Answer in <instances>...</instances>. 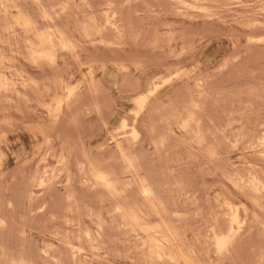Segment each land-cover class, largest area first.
Here are the masks:
<instances>
[{
	"label": "bare ground",
	"instance_id": "6f19581e",
	"mask_svg": "<svg viewBox=\"0 0 264 264\" xmlns=\"http://www.w3.org/2000/svg\"><path fill=\"white\" fill-rule=\"evenodd\" d=\"M112 1L106 0V3H101L99 0L98 2H93L92 0H0V264H77L79 263L80 258H88V256H91L90 258H102L103 260V258L105 259L107 256L109 257L111 247H114L117 242L120 244V241L122 244H124V242L125 244L131 243L129 248L133 249H131L132 258L129 255L130 251L128 252V244L126 246V251L128 252L127 256L129 259L131 258L133 260L134 258H145L149 264H239L240 258H246L245 260L247 261V264H249L248 261L252 263L254 262L253 264H264V111L262 109L260 110L263 112L260 114L259 112L258 114L256 112L255 118L253 117L252 120L249 119L247 123L244 121L240 124V128L238 127V129H236L237 127H234L235 123H230L234 116L231 117V120L228 119L230 117L223 114V110V112H218L216 110L218 112V114H215L218 115L216 119L213 118L214 114H211L213 117L208 115L209 112L206 108L205 101L207 98H205L206 89L203 87L204 84L202 80L196 75L192 74L187 76L186 80L187 82H193L194 86L191 87L195 88L196 86L197 91L189 94L188 100L183 101L181 104L172 103V105L170 104L167 109L160 108L161 105L162 107L164 106L163 104H160L158 108L156 107V105L159 104V102L156 101V94L159 89L156 85V81L158 79H156V81L153 80L156 84H153V81L152 83H149L146 79L143 81L140 79L138 81H134L131 85V82H133V77H131L130 83H128L130 86H128H132L130 92L137 96L134 101L132 99L134 110L132 111V115L130 114L131 117L129 124L126 123L127 119L125 118L126 120H123L124 122L122 121V125L119 128L122 129V131H118L116 134L111 135L109 140L112 146H105L104 144H101V147L102 145L105 147L102 150L99 149L98 154L96 153L97 156L93 157L94 155L92 156L90 154L91 152H87L90 151L87 150L88 148H84L86 152L83 150L80 151L84 147L82 144V142H84L82 141L83 139L81 140V145H79V143H73L74 140L68 133L67 129H69L68 127L71 126L74 122V118H76L73 114L74 111L79 110L83 106V101L88 98L92 103H94L91 104V106L95 105L97 113L100 112L101 114L102 111H98V109L101 107L104 108L102 106L103 104L101 103V105L99 103L98 106L100 105L101 107H96L99 97L104 96V98H108L111 95L108 97L106 96L109 93L106 94V96L101 95L103 93L102 89L105 88H103L104 86L102 87V82L95 81L94 76L91 77L96 72V70H93L92 68H90L89 72L91 80L85 90L77 88V85V87L73 88L71 86L72 79L70 78V75H67V73H64L61 69L64 73L63 75L66 74L69 78L60 76L62 73L56 68H58L57 66L59 65V60H65V58H67L65 56L77 53L78 48L85 49L86 47H90L92 50H85L89 51V55L92 57L93 53H100V50H105V47L109 48L107 46L114 45L121 47L123 45L122 41L124 42L123 38L125 33H128L126 31L129 25L127 23L128 21L125 22L124 20V13L127 11H124V8L121 7L119 3L120 7H116L115 4L117 2L113 5ZM125 1L128 2L129 0ZM131 1L135 2L134 0H130V2ZM167 1H169L168 4L173 2L170 6H173V4L179 5L178 7L174 6V11H177L176 16L178 18L181 17L183 19L186 17L194 19L196 17L212 18L213 16H216L215 18H217L219 16V19H215L216 22H219L222 15L209 13V7L211 5L214 6L215 4H217L220 8L218 9L217 7L218 10L223 8L224 11H228L226 13L231 11V15L235 13L234 11H236V8L232 11V8L234 7L229 8L231 5L225 4V1L224 4L221 5L223 2L220 0ZM261 1L263 2V0H258L256 2L254 0L241 2L240 0V3H238V5L243 8L240 13H249L252 16V19L249 20L250 18H247L249 15L242 16L243 14H240L241 16H239V12L235 13L239 19L242 20L238 22V25H241L243 28V30H241L242 32L240 37L242 36L245 41V44H243L244 48L241 45L240 47L236 45V47L237 50L242 47V50H246L245 53L252 51H257L258 53L259 51V53H261L259 56H264V40L257 41L251 36L256 32H259L260 34L264 33V9L261 6L263 4H258ZM137 3L140 4L139 2ZM236 5L237 3L235 6ZM166 7L167 5L165 6V9H167ZM133 8L134 7H132V10ZM129 9H131V7ZM165 9L163 10V13H165ZM171 9L173 10V8ZM171 9L170 11L168 10L170 17L172 16L171 14L174 15ZM155 10H157L156 12L158 14L160 13L157 8ZM213 10L214 9L211 10L210 7V12H213ZM149 11H151V9ZM216 11L214 10V13H217ZM169 14L167 13V15ZM166 17L167 16H165L164 19H166ZM172 17H175V15ZM245 17L249 21H244ZM224 18L225 17H221V19L225 21L222 22L226 25L228 24V22L226 23V20L231 18L228 17L226 20ZM234 18L232 17L231 20H233V22L231 21L230 23H235ZM164 19L163 22H165ZM210 20L211 23L215 22L212 21V19ZM160 21H162V19H160ZM203 22L204 21H202L201 24H203ZM169 23H171V21L168 22V24ZM230 23L228 25H230ZM204 24L208 23L205 22ZM163 25L165 26L164 23ZM159 26L160 25H158V29ZM151 27H154L153 24ZM211 27V29H215V31L217 30L220 32L215 28V26L213 27V25H211ZM218 27L219 26L217 25V28ZM188 28H190V26ZM209 28H206V30H209ZM183 29L185 30V28ZM131 31H129V33ZM135 31L136 30L134 29V32ZM215 31L213 30L212 32L215 34ZM237 31L239 32V30ZM107 32H111L110 34L114 35L117 41H107L110 40V38L112 39V36L109 39H107L108 37H105ZM218 32H216V35ZM234 32L239 35L238 32ZM141 33L144 34L143 32ZM163 33L165 32L163 31ZM259 33L258 35L256 33L257 37L260 35ZM173 34L171 33V36ZM200 34L201 33H199V35ZM206 34L207 32L205 35ZM138 35L140 37V34ZM196 35L198 36V34ZM152 36L156 37V40H154L156 41L155 43H158L159 38L155 34H152ZM171 39L174 38L172 37ZM184 39H186V36ZM146 41L144 40L141 43L144 44ZM201 41L199 40V44ZM124 43L127 44L126 42ZM171 43L169 41L166 44L169 49V45H171ZM143 44H139V46H143ZM182 44L184 45V43ZM160 45L162 46V42ZM146 46H148V44ZM161 46L160 50L163 47ZM125 47L127 46H124L123 49ZM130 48L131 47L128 49ZM140 48L138 47V49ZM188 48L189 51L192 52L190 50L191 48ZM110 49H108V52ZM184 49L186 50V48ZM93 50L94 52L92 53ZM133 51L134 50H132V52ZM136 51L138 52L139 50ZM187 51L184 55H181L182 52L180 53L182 57L177 56L175 53L176 56L174 57H176L177 65L180 64L181 66V63L185 61V57L189 54H187ZM118 52L117 48V53ZM127 52L129 51L126 50L125 52L128 56ZM132 52L130 53V56ZM134 52L133 56L134 54H137ZM98 53L95 56H98ZM107 53L105 52L106 55ZM148 53L150 54V52ZM172 53L174 54V52ZM118 54L115 55L117 56ZM164 54L166 53L164 52ZM193 54L194 52L192 55ZM255 54L256 52L254 55ZM228 56L229 54L224 58H228ZM70 57L68 59L71 61ZM101 57L105 58L104 55L100 56V58ZM141 57L143 59V56ZM97 58L100 59L99 57ZM191 58L192 57H190V59ZM154 59L158 60L156 58ZM103 60L106 59H102V61ZM117 60L118 59H116V61ZM168 60H171V58ZM168 60L166 59L164 63ZM139 61L140 60H138L137 63ZM85 62L87 63V61ZM83 63H81L82 66ZM81 64L79 60L77 68L81 67L79 66ZM149 64H152V61H148V65ZM115 65L119 66V63H113L114 67ZM157 65L158 64H156V67H158ZM149 67L150 66L147 65L145 66V68ZM217 67H219V65ZM111 68L112 67H109L106 63H103L100 67L102 74H105ZM127 68L130 69L129 67ZM118 69L119 67L117 68V71ZM142 69L144 72V68ZM194 69L195 68H193V70ZM54 71L55 73L60 72L61 74L57 77L58 74L56 73V77L55 75H53L54 78L50 77ZM206 71L209 72L212 70L208 71L206 69ZM220 74H223L222 71ZM229 74H232V72H229ZM234 75L235 74H233V76ZM207 76L211 78L210 74ZM178 77L181 78V75ZM255 77H257V75H255ZM220 78L221 77H219V79ZM242 78L243 77H241V80H243ZM205 79L207 78H204V80ZM126 82H128V80H126ZM116 83L118 84L119 82L116 80ZM161 84L159 83V85ZM243 84L245 85L244 82ZM262 84L264 85V83ZM124 85L121 84L123 87ZM123 87H120V89L122 90ZM125 87L127 88V86ZM129 87L127 89H129ZM211 88L212 87L208 89ZM105 90L106 93L109 91H107V89ZM245 90H247V88ZM257 90L256 92L258 94L259 91ZM101 91L102 93L100 94ZM179 91L181 90L179 89ZM191 91L193 92V90ZM172 92L171 95L167 96H173ZM229 92L226 93L229 94ZM250 92H252V89ZM256 92H254V94ZM127 93H129L128 90ZM254 94L252 95L254 96ZM184 95H187L186 92ZM256 95L255 97H258ZM249 96H251V94ZM208 97H210L209 94ZM182 98L183 97H181V99ZM108 99L110 100L111 98ZM257 99L255 100L257 101ZM109 100H107V102H111ZM243 100H241V103ZM33 101L38 104V107H42L44 109L42 113L45 115H40V118L45 119V121L42 120L43 122L40 125L36 124L38 126L33 130L31 126L32 124H29L31 126L30 132L32 140L35 141L37 145L35 144L36 146L30 159L22 163L18 162L16 169L15 167L13 168L15 171L12 173L10 171V173H8L7 168L10 161L4 153V145L6 143L8 131L7 128L12 126L13 123H21L23 120H21V118H23L25 114H22L20 120L13 119L15 121L12 120V114L22 113V107H30L31 102L33 103ZM171 101L173 102L172 99ZM217 101H219V99ZM87 102L84 103L87 105ZM102 102L104 101L102 100ZM104 103L106 104V102ZM36 104H34V106ZM91 106H87L86 108L91 110ZM223 108L224 107H222V109ZM35 109L33 112H36L37 109ZM112 109L113 108L110 109V112L113 113ZM206 109L208 114L206 113ZM26 110L23 111L24 113H27L26 116L29 114V116H31V113L29 112L32 111L27 110L26 112ZM80 112L81 110L79 111V115L81 116ZM235 113H238V111ZM102 114L101 116H103ZM230 115L231 114H229V116ZM234 115L236 116L237 114ZM85 116L86 119L87 114H85ZM113 116V120H116L119 114ZM249 117H252V115H249ZM80 118L83 120L84 117ZM97 119H100V117ZM97 119H94L93 123ZM99 122L97 121V123ZM105 122L106 121H104L102 125H106ZM16 126H18V124L15 125V127ZM77 126L79 127L78 124L76 127ZM128 126L131 129L129 132L125 131V128ZM95 128L97 127H94L93 130H98ZM101 128L102 127H100V129ZM140 129H143L142 132H146L145 137L148 138L144 139V137L142 138V136H139ZM81 130L83 131L85 129ZM79 133L82 135V132ZM86 133L87 132H84L83 134ZM78 137L79 140L82 138L79 135ZM109 140L107 139V142ZM103 142L106 143V140ZM144 143H146V146L149 147V150L157 152V156L160 155L162 160L165 161L164 168L168 169V171L166 170L165 175H163V179L159 178V175L163 172L159 173V175L157 173L154 177H150L147 173L143 172L144 169L142 168L143 166H141L143 164H141V159L136 154V150L138 148L141 149ZM98 146L99 145H97V148ZM232 151H238V153L240 152V160H237L236 162L231 160L229 154H231ZM141 152H143L142 149ZM150 153L151 151L148 152V154ZM193 168L195 171L192 170ZM74 169L77 171L78 175H76L79 176V184L81 187L86 192H89L90 195L94 194L96 196L94 201L91 202L89 200L90 202H86L84 200V195L82 200L79 199L75 193H73V187L79 185L74 181L76 185L73 186V180L77 177L75 175L76 171L74 173ZM189 173L192 174V176H190ZM184 174L186 176L189 174V176L184 177ZM199 174L202 180H204L205 176H210L212 185H208L209 187L207 188H201L203 185L200 187V183L198 182L200 177L197 179ZM181 175H183V177H181ZM60 191H63V193L62 195L60 194L61 196L58 194V196L57 193ZM90 195L87 196L90 197ZM163 195H167V200L164 199L165 196ZM88 197L85 196L87 199ZM192 221L195 223L194 226L197 224L196 227H193V224L190 225L193 228L189 227V224L192 223ZM186 224H188L189 228L184 227ZM34 231H36V233H34ZM117 236L124 238H121L123 239L121 240L120 238H116ZM115 247L119 248L117 246ZM120 250H122V248ZM121 253H123V251H121ZM117 257L120 256L118 255ZM247 258H251V260H247ZM252 258L259 259L253 260ZM113 259H111V262ZM116 260H113V262ZM139 260L140 259L136 261ZM137 264L139 263L137 262Z\"/></svg>",
	"mask_w": 264,
	"mask_h": 264
},
{
	"label": "rangeland",
	"instance_id": "374dc122",
	"mask_svg": "<svg viewBox=\"0 0 264 264\" xmlns=\"http://www.w3.org/2000/svg\"><path fill=\"white\" fill-rule=\"evenodd\" d=\"M93 2H98V0H92ZM99 1H101V3H106V0H99ZM108 1V0H107ZM109 1H112V0H109ZM115 0H113L112 2H113V5L115 4V6L117 7V6H119V4H120V6L121 7H123L124 8V11H127V12H125L124 13V20H125V22H127L129 25H128V28H127V31L126 32H128L129 33V31H131V30H133V31H131L129 34L131 35H129L128 33H125V36H124V42H126L127 44H125L123 41H122V43H123V45L124 46H127V47H125L124 49H123V45L121 46V47H117V46H114V45H111V46H107V47H109V48H104L105 50H100V53H98L99 55L98 56H95V55H97V53H93L94 52V50L92 51V55L93 56H95V57H90L91 55H89V51H87V50H92L90 47H86L85 49H87V50H85L84 48H78V50H77V53H75V54H70V55H67V56H65V57H67V58H65V60H59V65L57 66L58 68H56V69H58L60 72L58 73V72H56L55 73V71H54V73H52V75H50V77H53V75H55V77H56V75H57V77L60 75V76H64V77H67V78H69V76H66V74L65 75H63L64 73H67V75H70V78L72 79L71 80V86L74 88V87H77V88H81V90L82 89H84L85 90V88H87V86L89 85V82H90V80H91V77H95L94 79H95V81H97V82H102L101 84H102V87L103 88H105V89H107V93H106V90L105 89H102V91H103V93H102V91L100 92V94L101 95H105L106 96V94H108L106 97H108L109 95H111V96H109L108 98H111L110 100L108 99V98H104V96H101V97H99V101H98V103L96 104V107L97 108H99V106H98V104L100 103H102L101 105L105 108H102L101 106V108H99L98 109V111H102L101 112V114L103 115V116H101V114H100V112H98L97 113V109L95 108V105H92L91 106V104H94V103H92L91 102V100L90 99H85V101H83V106L79 109V110H75L74 111V115L76 116V118H74V124L72 123L71 124V126H69L68 128L69 129H67V131H68V133L71 135V137H72V139L74 140L73 141V143H79V145H81V140L82 141H84V142H82V144L84 145V147L80 150V151H84V152H86V150L85 149H87V150H90V151H87V152H91L90 154L93 156V157H96L97 156V154H98V152H99V149L100 150H102L105 146H112L111 145V143H110V137H111V135H114V134H116V132H120V131H122V129H119L120 128V126L122 125V121L123 120H126V123H128L129 124V120H130V117H131V115H132V111L134 110V106H133V102H132V99H133V101H134V99L135 98H137V96L136 95H134V94H132L131 92H130V89H131V87H129L130 86V84H128V83H130V78L131 77H133L132 78V80H133V82H131V85L134 83V81H138V80H140L141 79V81H143V80H147L149 83H152V81L153 80H155L156 81V79H158L156 82H157V84L155 83V81H153V84L155 83L157 86H158V92H157V94H156V101L157 102H159V104L158 103H156V104H158V105H156V107L158 108V106H160V104H163L164 106L162 107V105L160 106V108H162V109H167L168 108V106H170V104L172 105V103L173 104H181L183 101H186V100H188V96H189V94H191V93H195L196 91H197V87L195 86V88L193 87H191V86H194V83L193 82H191V81H188V82H190V83H188L187 82V80H186V78H187V76H190V75H196L198 78H200L201 80H202V82H203V84H204V89H206L205 90V101H206V108L208 109V112H209V114H208V112H207V109H206V113L208 114V115H210L211 116V114L213 115L214 114V117L213 116H211V117H213V118H217V116L218 115H215V114H218V112H220V111H222L223 112V114H225V115H227V117H230V118H228V119H232L231 117H233V119H235V120H233L232 119V121H230V123H232V124H234L233 126L236 128V129H238V127L240 128V124L241 123H243L244 121L247 123L248 122V120L250 119V120H252L253 119V117L255 118L256 117V112H257V114H258V112H259V114L261 113V112H263L264 111V85L262 84V83H264V56L262 55V56H259V54L261 55V53H259V51H258V53H257V51H252V52H249V53H245V51L246 50H242V47L244 48V45L243 44H245V41H244V38L241 36L240 37V34H241V30H243V28H242V26H241V28H240V26L238 25V22L239 21H242L241 19H239V17L237 16V14H235V13H238L239 12V16H241L242 14V16H247V15H249V17H247V18H250L249 20H251L252 19V16L248 13H240V12H242L241 10H243V8L242 7H240V5H238V3H240V0H235V1H228V0H220L221 2H223L221 5H223L224 4V1L226 2L225 4H230L231 5V7H229V8H232V7H234V8H232V11H233V9H235L236 11H234L235 13H233L232 15H231V11L229 12V13H226V12H228V11H224L223 10V8H221V10H218V9H220L218 6H217V4H215L214 6H216V7H214L213 5H211L210 7H211V10L212 9H214L217 13H214V10H213V12L211 11L210 12V7H209V13H211V14H217V15H222L221 17H225L224 19L226 20L228 17L229 18H231L232 19V17L234 18V17H236V18H234V22L235 23H230L231 21L233 22V20H231V19H227L226 20V23L228 22V24L230 23V25H228V24H226L225 25V21L223 20V19H221V17H220V21L217 23L216 22V20L215 19H219V16L217 17V18H215L214 16L212 17V18H209V17H200V18H202V19H200V18H187V19H189V20H187L186 18L185 19H183V18H181V17H177L176 16V13H177V11H174L175 10V7L174 6H179V5H174L173 4V6H170L173 2H170V4H168L169 3V1H164V0H155V1H157V2H155L154 0H134L135 2H133V1H131L130 2V0L127 2V1H125V0H122V1H120V0H117V1H115ZM248 2L249 0H241V2ZM255 2L256 1H258V0H254ZM123 2H125V3H123ZM137 2H139L140 4H138ZM156 4H155V3ZM163 4H162V3ZM164 2H165V4L167 5V9H165V4H164ZM234 2H235V4L237 3V5L235 6V4H234ZM263 2H264V0H263ZM262 1L260 2V3H258V4H263L264 5V3H263ZM119 3V4H118ZM127 3V4H126ZM131 3V4H130ZM135 3V4H134ZM137 3V4H136ZM220 3V2H219ZM126 4V5H125ZM146 4V5H145ZM131 7V9H129L130 7ZM152 5V6H151ZM154 5V6H153ZM160 7H159V6ZM263 5H261L262 7H263V9H264V6ZM119 6V7H120ZM141 6H142V9L144 10V12H143V10L141 9ZM144 6V7H143ZM150 6V7H149ZM239 6V7H238ZM260 6V5H259ZM129 7V8H128ZM132 7H134L133 8V10H132ZM139 7V8H138ZM160 9H159V8ZM217 7H218V9H217ZM138 8V9H137ZM154 8V9H153ZM158 9V12H160L159 14L156 12L157 10H155V9ZM166 10L165 11V13H163V10L164 9ZM169 8V9H168ZM171 8H173V10L171 9ZM128 9V10H127ZM140 9V10H139ZM146 9V10H145ZM148 9V10H147ZM151 9V11H149ZM170 9L172 10V13H174V15H175V17H172V16H174L173 14H171L172 16L170 17V14H169V12H168V10L170 11ZM224 9H226V8H224ZM240 9V10H239ZM137 10H138V12H137ZM155 10V11H154ZM160 10V11H159ZM149 11V12H148ZM146 12V13H145ZM225 12V13H224ZM147 13H149V14H147ZM157 13V14H156ZM167 13L169 14V15H167ZM171 13V12H170ZM222 13V14H221ZM223 13H224V15H223ZM128 14H129V16H128ZM131 14V15H130ZM154 14V15H153ZM225 14H227V15H225ZM241 14V15H240ZM126 15V16H125ZM151 15V16H150ZM162 17H161V16ZM236 15V16H235ZM132 16V17H131ZM143 16V17H142ZM161 17V18H159V17ZM165 16H167L166 17V19H164L165 18ZM230 16H232V17H230ZM251 16V17H250ZM140 18V19H138V18ZM150 17V18H149ZM155 17H157V18H155ZM206 18V19H205ZM246 17L244 18V21L246 20V21H249L248 19H247ZM146 19H147V21H146ZM160 19H162V21H160ZM163 19L165 20V22H163ZM197 19V20H196ZM210 19H212V21H215L216 22V24H215V22H212L211 23V20ZM130 20V21H129ZM149 20V21H148ZM235 20H237V21H235ZM171 21V23H169L168 24V22H170ZM202 21H204L203 22V24H201L202 23ZM222 21H224V22H222ZM132 22H134V23H131ZM146 22V23H145ZM150 22V23H149ZM176 22V23H175ZM191 24H190V23ZM205 22H207L208 24H204ZM209 22H210V24H209ZM237 22V23H236ZM153 24V26L154 27H151L152 26V24ZM159 23V24H158ZM163 23L165 24V26L163 25ZM220 23V24H219ZM221 23H224V24H221ZM136 24V25H135ZM145 24V25H144ZM171 24H173V25H171ZM177 24H179V25H177ZM188 24V25H187ZM236 24V25H235ZM158 25H160L159 26V29H158ZM183 27V28H185V30L181 27V26ZM209 25H210V28H209ZM211 25H213V27L215 26V28L216 29H218L220 32H218L217 30L215 31V29H211L212 27H211ZM217 25L220 27H218L217 28ZM171 26V27H170ZM172 26H173V28H172ZM178 26V27H177ZM190 26V28H188ZM200 26V27H199ZM205 28H204V27ZM134 27V28H133ZM137 27V28H136ZM147 27V28H146ZM175 27H177V28H175ZM202 27V28H201ZM232 27V28H231ZM133 28V29H132ZM150 28V29H149ZM152 28V29H151ZM162 28V29H161ZM164 28V29H163ZM167 28V29H166ZM192 28V29H191ZM200 28V29H199ZM206 28L208 29L209 28V30H206ZM227 28H230V29H227ZM235 28H236V30H235ZM134 29L136 30L135 32H134ZM158 29V30H157ZM173 29V30H172ZM179 29H183V30H179ZM207 32V34L205 35V31ZM234 29V30H233ZM146 30V31H145ZM150 30V31H149ZM194 30V31H193ZM199 30V31H198ZM215 31V34L212 32V31ZM237 30H239V32L237 31ZM143 32L144 34H142L141 32ZM148 31V32H147ZM158 33H157V32ZM163 31L165 32V33H163ZM178 31H180V32H178ZM181 31H183V32H181ZM186 33H185V32ZM197 31V32H196ZM234 31H236V32H238L239 33V35H237V33L235 34V32ZM147 34H146V33ZM151 32H152V34L154 35H156L158 38H159V42L158 43H155L156 41V37H154V36H152V34H151ZM156 32V33H155ZM216 32H218L217 33V35H216ZM222 32H224V33H222ZM109 33V34H108ZM111 32H107V35L105 36L107 39H109L111 36H112V39L110 38V40H107L106 38V40L107 41H109V42H116L117 41V39L115 38V36L114 35H111L110 34ZM135 35H134V34ZM169 33H170V35H169ZM171 33L173 34H176V35H172L171 36ZM193 35H192V34ZM198 34V36L196 35V34ZM199 33H201L200 35H199ZM203 33H204V35H203ZM213 33V34H212ZM225 33H227V34H225ZM257 33V35H258V33L259 32H256ZM256 33L254 34V35H251V33H250V35L252 36V37H254L257 41H259V40H264V33H259L260 35H261V37H260V35L257 37V35H256ZM138 34H140V37H141V39H140V37H139V35ZM147 36H146V35ZM162 34H165V35H162ZM182 34V35H181ZM221 34V35H220ZM167 35V36H166ZM209 35H210V37H209ZM212 35H214V36H212ZM249 35V36H250ZM114 36V37H113ZM146 36V37H145ZM169 36V37H168ZM185 36H186V39H184L185 38ZM187 36H189V37H187ZM201 36H203V37H201ZM207 36V37H206ZM263 36V37H262ZM129 37V38H128ZM133 37V38H132ZM150 37V38H149ZM168 37V38H167ZM174 38V39H171V38ZM184 37V38H183ZM200 37V38H199ZM113 38H115V39H113ZM135 38V39H134ZM151 38H153V39H151ZM192 38H193V42H192ZM203 38H204V40H203ZM259 38V39H258ZM261 38V39H260ZM122 39V40H123ZM146 41V40H148V41H146V43L144 42V44L143 43H141V42H143L144 40ZM155 39V40H154ZM160 39H163V40H160ZM176 39V40H175ZM195 39V40H194ZM116 40V41H115ZM134 40V41H133ZM141 40V41H140ZM151 40H154V41H151ZM170 41V43H171V45H169L170 46V49H169V47L166 45L167 44V42H169ZM173 40H175V41H173ZM199 40L201 41L200 42V44H199ZM131 41V42H130ZM189 43H188V42ZM137 42V43H136ZM161 42H162V46L160 45L161 44ZM178 42V43H177ZM136 43V44H135ZM177 45H176V44ZM182 43H184V45L182 44ZM129 44V45H128ZM131 44V45H130ZM139 44H143V46L141 45V46H139ZM148 44V46H146ZM155 44H159V45H155ZM163 44H165V45H163ZM169 44V43H168ZM182 44V45H181ZM189 44H190V46H189ZM197 44H199V45H197ZM133 45V46H132ZM176 45V46H175ZM235 45V46H234ZM236 45L238 46V47H240V45L242 46L239 50H237V47H236ZM146 46V47H145ZM151 46V47H150ZM160 46L162 47L161 48V50H160ZM165 46V47H164ZM182 46V47H181ZM185 46H187V47H185ZM191 46H193V47H191ZM129 47H131L130 49H131V51H130V49H128ZM135 47V48H134ZM138 47L140 48V49H138ZM167 47H168V49H167ZM174 47V48H173ZM188 47H190L191 49V51L192 52H190L189 51V48ZM112 50H111V49ZM117 48H118V53H122V52H126V50L127 51H129V52H127V54H128V56L126 55V53L124 52L123 54H118L117 53ZM137 48V49H136ZM148 48V49H147ZM184 48H186V50L184 49ZM108 49H110L111 51H112V53H114V52H116V53H114V54H112L111 53V51L109 50V52H108ZM119 49H121V50H119ZM154 49V50H153ZM195 49V50H194ZM83 51V52H81V51ZM114 50H116V51H114ZM132 50H134V51H136V50H139L138 52L136 51V52H134V53H137L138 54V56H137V54H134V56H133V52H132ZM145 50H146V52H145ZM148 50V51H147ZM174 52V54L171 52ZM179 50H180V52H179ZM182 50V51H181ZM184 50V51H183ZM189 52H188V51ZM233 50V51H232ZM234 50H236V51H234ZM80 51V52H79ZM104 51V52H103ZM114 51V52H113ZM162 51H163V53H162ZM168 51V52H167ZM171 52V55H170V52ZM187 51V56L185 57V59H184V56H183V59L185 60L183 63H181L182 65L180 66V64H176V57H174V56H180V57H182L181 55H184V53ZM239 51V52H238ZM91 52V51H90ZM101 52H103V53H101ZM105 52L107 53V55L105 54ZM132 52V54H131V56H130V53ZM139 52H140V54H139ZM148 52H150V54L148 53ZM164 52L166 53V54H164ZM182 52V53H181ZM194 52V54L192 55V53ZM230 52H234L233 53V55H232V53H230ZM235 52H236V54H235ZM256 52V54L254 55V53ZM162 55H161V54ZM175 53H176V55H175ZM180 53H181V55H180ZM190 53H191V55H190ZM237 53H239V54H237ZM250 53H251V55H250ZM115 54H118L117 56L115 55ZM124 54H125V56H124ZM146 54V55H145ZM173 54V55H172ZM229 54V56H231V57H229L228 56V58H224V57H226L227 55ZM80 55V56H79ZM104 55V57H105V55H106V57L105 58H103V57H101L100 58V56H103ZM113 55H115V56H113ZM119 55H120V57H119ZM140 55V56H139ZM152 57H151V56ZM156 55V56H155ZM160 55V56H159ZM166 55H167V57H166ZM189 55H190V57H192L191 59H190V57H189ZM195 55V56H194ZM237 55V56H236ZM250 55V56H249ZM71 56V57H70ZM85 56V57H84ZM137 56V57H136ZM141 56H143V59H142V57ZM237 57V58H235V57ZM245 56V57H244ZM253 56H254V58H253ZM256 56V57H255ZM257 56H259V57H257ZM70 57V59H71V61L68 59ZM75 57H77V58H75ZM97 57H99L100 59H101V61H102V59H106V60H103L102 62L105 64H107L109 67H112L111 69H109L105 74H102V72H101V69H100V67L103 65V63L100 61V59H98ZM112 57V58H111ZM114 57H115V59H114ZM134 57V58H133ZM136 57V58H135ZM147 57V58H146ZM151 57V58H150ZM156 58V59H158V60H155L154 58ZM166 57V58H165ZM250 57V58H249ZM63 58V59H64ZM132 60H131V59ZM141 58V59H140ZM163 58V59H162ZM169 58H171V60H168ZM232 58H234V59H232ZM246 60H245V59ZM249 58V59H248ZM67 59V60H66ZM73 59H75V60H73ZM77 59V60H76ZM80 60V64L81 63H83V66H82V64L81 65H79V66H81V67H79V68H77V65H78V63H79V60ZM96 59H98V60H96ZM110 59V60H109ZM116 59H118L117 61H116ZM123 59V60H122ZM126 59V60H125ZM166 59L168 60L166 63H164V61H166ZM190 59V60H189ZM192 59H193V61H192ZM228 59V60H227ZM253 61H252V60ZM260 59H262V60H260ZM112 60V61H111ZM135 60V61H134ZM138 60H140L138 63H137V61ZM141 60H142V63H144V64H142L141 63ZM145 60V61H144ZM146 60H148V61H152V64H153V66H152V64H149L148 65V61H146ZM155 60V61H154ZM240 60V61H239ZM243 60H244V62H243ZM64 61H65V63H64ZM67 61V62H66ZM72 61H76V62H72ZM83 61V62H82ZM85 61H87V63L85 62ZM96 61V62H95ZM98 61V62H97ZM123 61V62H122ZM130 61V62H129ZM133 61V62H132ZM189 63H188V62ZM227 61H229V62H227ZM261 61V62H260ZM63 62V63H62ZM115 62H117V63H119V66H117V65H115V67L113 66V63H115ZM158 62V63H157ZM161 63V65L162 64H164V65H160V63ZM225 62H227V63H225ZM246 62V63H245ZM249 62H250V64H249ZM252 62H254V63H252ZM257 62V63H256ZM74 65H73V64ZM92 63V64H91ZM96 63V64H95ZM110 63V64H109ZM132 65H131V64ZM147 63V64H146ZM149 63H151V62H149ZM154 63H156V64H158L157 66L158 67H156V64H154ZM219 63H221V64H219ZM230 63H231V65H230ZM239 63V64H238ZM243 63V64H242ZM256 63V64H255ZM261 63V64H260ZM63 64H64V67H63ZM68 64V65H67ZM102 64V65H101ZM144 66L145 64L147 65V66H150L149 68H145V66L143 67L142 65ZM165 64H167V65H165ZM171 64V65H170ZM222 64H223V66H222ZM228 64V65H227ZM244 64H245V66H244ZM252 64V65H251ZM259 66H258V65ZM66 65V66H65ZM86 65V66H85ZM101 65V66H100ZM160 65V66H159ZM219 65V67H217ZM230 65V66H229ZM247 65V66H246ZM255 65H256V67H255ZM263 65V66H262ZM142 66V67H141ZM155 66V67H154ZM166 66V67H165ZM172 66V67H171ZM179 66V67H178ZM183 66V67H182ZM222 66V67H221ZM234 66V67H233ZM249 66V67H248ZM68 67V68H67ZM95 67H96V69H95ZM98 67V68H97ZM119 67V69H118V71H117V68ZM125 67H126V69H125ZM127 67H129L130 69H128ZM140 68V69H138V68ZM170 67V68H169ZM225 67V68H224ZM232 67V68H231ZM236 67V68H235ZM248 67V68H247ZM258 67V68H257ZM60 68V69H59ZM66 68V69H65ZM70 68V69H69ZM90 68H92L93 70H96V72H95V74H93L91 77H90V74H89V72H90ZM123 68V69H122ZM135 68H137V69H135ZM142 68H144V72H143V69ZM193 68H195L194 70H193ZM250 68V69H249ZM253 68V69H252ZM260 68V69H259ZM263 68V69H262ZM63 70V72H62V70ZM65 69V70H64ZM80 69V70H79ZM123 70V72H122V70ZM124 69H125V71H124ZM206 69L209 71V70H212V71H209V72H207L206 71ZM216 69H218V70H216ZM221 69H223V70H221ZM226 69V70H225ZM234 69V70H233ZM255 69V70H254ZM58 70H56V71H58ZM69 70H70V72H69ZM129 70V71H128ZM173 70V71H172ZM216 70V71H215ZM225 70V71H224ZM246 70V71H245ZM68 71V72H67ZM121 71V72H120ZM127 71V72H126ZM137 71H139V72H137ZM184 71V72H183ZM189 71V72H188ZM191 71V72H190ZM203 71V72H202ZM219 71V72H218ZM221 71H222V73L223 74H220L221 73ZM228 73H227V72ZM234 71V72H233ZM116 72H118V73H116ZM171 72V73H170ZM201 72H202V74H201ZM205 72H207V73H205ZM211 72H212V74H211ZM218 72V73H217ZM229 72H232V74H229ZM236 72H237V76H236ZM244 74H243V73ZM70 73V74H69ZM87 73H88V75H87ZM125 73H126V75H125ZM131 75H130V74ZM182 73V74H181ZM190 73V74H189ZM249 73V74H248ZM250 73H251V75H250ZM257 73V74H256ZM259 73V74H258ZM261 73V74H260ZM71 74H72V76H71ZM84 76H83V75ZM124 74V75H123ZM174 74V75H173ZM198 74V75H197ZM209 75L210 74V76H211V78L209 77V76H207V75ZM233 74H235L234 76H233ZM129 75V76H128ZM171 75H172V77H171ZM181 75V78H179L178 76H180ZM218 75V76H217ZM221 75V76H220ZM224 75V76H223ZM228 75V76H227ZM230 75V76H229ZM254 75V76H253ZM255 75H257V77H255ZM262 75V76H261ZM163 76V77H162ZM173 76H174V79H173ZM249 76V77H248ZM160 77V78H159ZM166 77H168V78H166ZM171 77V78H170ZM214 77V78H213ZM219 77H221L220 79H219ZM238 77V78H237ZM241 77H243L242 79L243 80H241ZM255 77V78H254ZM54 78V77H53ZM163 78H164V80H163ZM176 78V79H175ZM204 78H207V79H209V80H207V79H205L204 80ZM230 78V79H229ZM254 78V79H253ZM263 78V79H262ZM121 81H120V80ZM123 79H125V80H123ZM163 80V81H161V80ZM211 79V80H210ZM233 79V80H232ZM237 80V82L239 81L240 82V80H241V82L239 83H237L236 82V80ZM257 79V80H256ZM100 80V81H99ZM116 80H117V82H119L118 84L116 83ZM124 82H123V81ZM126 80H128V82H126ZM131 80V81H132ZM159 80H160V82H159ZM172 80V81H171ZM223 80V81H222ZM229 80V81H228ZM246 80V81H245ZM255 80V81H254ZM261 80V81H260ZM167 81V82H166ZM174 81V82H173ZM206 81V82H205ZM209 81V82H208ZM234 81V82H233ZM256 81H258V82H256ZM208 82V83H207ZM217 82H219V83H217ZM225 82V83H224ZM233 82V83H232ZM236 82V83H235ZM243 82L245 83V85L243 84ZM254 82V83H253ZM127 85H126V84ZM159 83L161 84V85H159ZM169 83V84H168ZM182 83H183V85H182ZM186 83H188V84H186ZM249 83V84H248ZM256 83V84H255ZM257 83H259V84H257ZM80 84V85H79ZM121 84H125L124 85V87L125 86H127V88L129 87V89H127L126 87L124 88L123 86H121ZM209 84V85H208ZM213 86H212V85ZM217 84V85H216ZM224 84V85H223ZM229 84V85H228ZM236 84V85H235ZM254 84H255V86H254ZM77 85V86H76ZM116 85V86H115ZM117 85H119V86H117ZM129 85V86H128ZM182 85V86H181ZM188 85H189V87H188ZM235 85V86H234ZM243 85V86H242ZM178 86V87H177ZM183 86H185V87H183ZM218 86V87H217ZM221 86V87H220ZM259 86V87H258ZM119 87V88H118ZM120 87H123L122 88V90L120 89ZM178 88V90H177V88ZM182 87V88H181ZM191 87V88H190ZM210 87H212L213 88V90H212V88L211 89H208V88H210ZM214 87H216V88H214ZM228 87V88H227ZM233 87V88H232ZM237 87V88H236ZM241 87V88H240ZM185 90H184V89ZM193 90V92L190 90ZM223 88H224V90H223ZM235 88H236V90H235ZM247 88V90H245ZM120 89V90H119ZM125 89H127L128 90V92L129 93H127V90H125ZM179 89L181 90V91H179ZM219 89V90H218ZM251 89H252V92H250L251 91ZM258 89V90H257ZM261 89H263V90H261ZM104 90H105V94H104ZM172 90H173V92H172ZM208 90H209V92H208ZM227 90H229V91H227ZM232 90V91H231ZM245 90V91H244ZM256 90L257 91H259L258 92V94H257V92H256ZM125 93H123V92ZM177 91V92H176ZM186 92V94L187 95H184L185 94V92ZM228 93L229 92V94H227L226 92ZM235 91H237V92H235ZM241 91V92H240ZM247 91V92H246ZM84 92V91H83ZM171 92H172V95L174 96H167V95H171ZM214 92V93H213ZM244 92H246V93H244ZM254 92H256L255 94H254ZM121 93V94H120ZM178 93V94H177ZM218 93V94H217ZM234 95H232V94ZM239 93V94H238ZM242 93V94H241ZM180 94H182V95H180ZM208 94H209V96L210 97H208ZM215 94V95H214ZM225 94V95H224ZM236 94V95H235ZM242 96H241V95ZM245 94H246V97H245ZM251 94V96H249V95ZM252 94H254V96L252 95ZM257 94V95H256ZM179 95V96H178ZM223 95V96H222ZM231 95V96H230ZM238 95V96H237ZM255 95L256 96H258V97H255ZM31 96H32V94H31ZM178 96V97H177ZM185 96V97H184ZM213 98H212V97ZM253 96V97H252ZM262 96V97H261ZM171 97V98H170ZM176 97V98H175ZM181 97H183L182 99H181ZM226 97V98H225ZM228 97V98H227ZM233 97V98H232ZM31 98H33V97H31ZM185 98V99H184ZM222 98V99H221ZM235 98V99H234ZM241 98V99H240ZM250 98V99H249ZM254 98V99H253ZM258 98V99H257ZM162 99H163V101H162ZM167 99H168V101H167ZM171 99L173 100V102L171 101ZM181 99V100H180ZM211 99V100H210ZM219 99V101H217ZM232 99V100H231ZM234 99V100H233ZM243 99H246V100H243ZM255 99H257V101L255 100ZM89 101V102H87V101ZM102 100L104 101V102H106V104H108V105H106L104 102H102ZM106 100V101H105ZM107 100H109V101H111V102H107ZM113 100V101H112ZM178 100V101H177ZM225 100H227V101H225ZM241 100H243L242 101V103H241ZM252 100H254V101H252ZM259 100V101H258ZM160 101H162V102H160ZM175 101V102H174ZM232 101V102H231ZM237 101H239V102H237ZM245 101H247V102H245ZM250 101V102H249ZM84 102H87V105L84 103ZM177 102V103H176ZM209 102V103H208ZM235 102V103H234ZM254 102V103H253ZM113 103V104H112ZM219 105H218V104ZM240 105H239V104ZM247 103V104H246ZM251 103H253V104H255V105H253V104H251ZM263 103V104H262ZM34 104H36L34 101H33V103L31 102V106L30 107H26V106H24V107H22V106H20V107H22V109L21 110H23V111H25L26 109L28 110V111H32V112H29V113H31V116H26V114L27 113H24L23 111H21L22 113H18V114H12L13 116H12V120L13 119H19L20 120V118L22 117V114H25L24 115V117L23 118H21V123L19 122V123H16V124H14L13 123V125L12 126H10V127H8L7 128V139H6V143H5V145H4V153L6 154V156H7V159H9V161H10V163H9V166H8V168H7V172L8 173H10V171H11V173L13 172V171H15V169H16V167H17V163L18 162H20V163H22V162H25L26 160H28V159H30V157L32 156V154H33V151H34V149H35V146L37 145V143L35 142V141H33L32 140V136H31V126H32V130L34 129V128H36L38 125H40L43 121H45V119H41L40 117V115H42V116H45V115H43V108L42 107H38L37 105L38 104H36L35 106H34ZM112 104V105H111ZM116 104V105H115ZM221 104H223V105H221ZM233 104H234V107H233ZM243 104V105H242ZM245 104V105H244ZM20 105H22V104H20ZM86 105V106H85ZM109 105H111V106H109ZM209 105H211V106H209ZM227 105V106H226ZM246 105H249V106H246ZM89 107V106H91L90 107V109L91 110H89V108L87 109L86 107ZM109 106V107H108ZM241 106V107H240ZM37 109H35V108ZM93 107V108H92ZM217 107V108H216ZM222 107H224L223 109H222ZM254 107V108H253ZM83 108V109H82ZM86 108V109H85ZM111 108H113L112 110H113V113L112 112H110V109ZM115 108V109H114ZM117 108V109H116ZM219 108V109H218ZM227 108V109H226ZM237 108V109H236ZM252 108V109H251ZM25 109V110H24ZM36 110V112L34 111L33 112V110ZM106 109H108V110H106ZM119 109V110H118ZM162 109H160V110H162ZM232 109H233V111H232ZM240 109H242V110H240ZM250 109V110H249ZM260 109H262V110H260ZM27 110H26V112H27ZM81 110V116L79 115V111ZM111 110V111H112ZM218 112H217V111ZM227 110H229V111H227ZM235 110V111H234ZM244 110V111H243ZM258 110V111H257ZM260 110V111H259ZM85 111V112H84ZM90 112V114H91V112H92V114L90 115L89 114V112ZM106 111V112H105ZM238 111V113H235V112H237ZM242 111V112H241ZM251 111V112H250ZM213 112V113H212ZM229 112V113H228ZM230 112H232V113H230ZM240 112V113H239ZM244 112V113H243ZM246 112V113H245ZM252 112H253V114H252ZM13 113V112H12ZM32 113H34V114H32ZM40 113H42V114H40ZM83 113V114H82ZM109 113H110V115H109ZM228 113V114H227ZM255 113V114H254ZM20 114V115H19ZM85 114H87V118L85 119ZM104 114H106V115H104ZM112 114V115H111ZM116 114H119V116H117V119L116 120H113V115H116ZM131 114V115H130ZM229 114H231L230 116H229ZM234 114H237L236 116L234 115ZM243 114V115H242ZM245 114V115H244ZM73 115V116H74ZM249 115L251 116L252 115V117H249ZM254 115V116H253ZM74 116V117H75ZM78 116V117H77ZM96 116H97V118H99L100 117V119H97L96 118ZM105 116V117H104ZM109 117V119H108V117ZM110 116H112V117H110ZM127 116V117H126ZM216 116V117H215ZM240 116V117H239ZM80 117H84L83 118V120H82V118H80ZM238 117V118H237ZM245 117V118H244ZM27 118V119H26ZM101 118H103V119H101ZM126 118V119H125ZM236 118H237V121H236ZM248 118V119H247ZM31 119V120H30ZM39 119H40V121H39ZM77 119V120H76ZM80 119H81V121H83V122H81L80 121ZM94 119H97L94 123H93V120ZM106 119V120H105ZM155 119H156V117H155ZM240 121H239V120ZM15 120H13V121H15ZM18 120V121H19ZM43 120V121H42ZM101 120V121H100ZM242 120V121H241ZM24 121H26V122H24ZM28 121H30V122H28ZM77 121V122H76ZM97 121L99 122V123H97ZM104 121H106L105 123H106V125L105 124H103L102 125V123ZM124 122V121H123ZM18 124V126H16L15 127V125H17ZM29 124H32L31 126L29 125ZM36 124H38V125H36ZM78 124L79 125V127L77 126L76 127V125ZM28 125V126H27ZM73 125H74V127H75V129H74V127H73ZM94 125H97V126H94ZM102 125V126H101ZM108 125V126H107ZM105 128H104V127ZM107 126V127H106ZM84 127V128H83ZM89 127V128H88ZM94 127H97V128H95V129H98V130H93L94 129ZM100 127H102L101 129H100ZM129 127V126H128ZM128 127H126L125 128V131H127V132H129V130H131L130 129V127L128 128ZM87 128V129H86ZM81 129H85V130H81ZM118 129V130H117ZM10 130H11V133H10ZM12 130H13V133H12ZM74 130V131H73ZM77 130V131H76ZM142 130L143 129H140L139 130V136H142V138L144 137V139H146V138H148V137H145L146 135H145V133L144 132H142ZM113 131H114V133H113ZM73 132H75V133H73ZM79 132H82V135H80L81 133H79ZM84 132H87L86 134H83ZM91 132H93V133H91ZM89 133V134H88ZM93 134V135H92ZM109 134V135H108ZM78 135L79 136H81L82 138L79 140V137H78ZM89 135H90V137H89ZM93 136V137H92ZM75 138H76V140H75ZM85 138V139H84ZM86 138H87V140H86ZM89 139V140H88ZM92 139V140H91ZM107 139L109 140L108 142H107ZM106 140V143L105 142H103V141H105ZM77 141V142H76ZM36 144V145H35ZM101 144H104V145H102V147H101ZM82 145V146H83ZM89 145V146H88ZM97 145H99L98 146V148H97ZM85 148V149H84ZM93 148H94V150H93ZM96 148V149H95ZM143 148H144V150H143ZM148 148V149H147ZM141 149H142V151L145 153H143V152H141ZM141 149L140 148H138L137 150H136V154L140 157V159H141V164H143V165H141V166H143L142 168L144 169V171L143 172H145V173H147L148 174V176H150V177H154V175H156L157 173H158V175H159V173H161V172H163V173H161L160 175H159V178H161V179H163V175H165V173H166V170L168 171V169H165L164 168V165H165V161L164 160H162V158L160 157V155H158L157 156V152H152V150H149V147L148 146H146V143H144V145L141 147ZM140 150V151H139ZM145 150H146V152H145ZM148 150V151H147ZM151 151V153L150 154H148V152H150ZM237 152V153H236ZM97 153V154H96ZM157 153V154H156ZM96 154V155H95ZM143 155V156H142ZM151 155V156H150ZM230 156L229 157H231V160H233L234 162H236L237 160H240L239 159V157L241 156L240 155V152L238 153V151H232L231 152V154H229ZM153 156V157H152ZM152 158V159H151ZM155 158V159H154ZM143 160H145V161H143ZM150 161H151V163H150ZM232 161V162H233ZM155 163V164H154ZM160 163H162V164H160ZM164 163V164H163ZM149 166V167H147V166ZM146 166V167H145ZM154 168H153V167ZM157 166H158V168H157ZM15 167V169H13ZM151 167V168H150ZM163 167V168H162ZM149 170H148V169ZM162 168V169H161ZM147 170V172H146V170ZM165 169V170H164ZM151 170H152V172H151ZM157 170H158V172H157ZM162 170H164V171H162ZM193 171H195V169L193 168L192 169ZM75 171H76V169H74V173H75ZM193 171H192V174H193ZM150 173V174H149ZM152 173H154V174H152ZM77 174V171H76V173H75V175ZM190 174V173H189ZM189 174L186 176L185 174H184V177H188L189 176ZM192 174H190V176H192ZM78 175V174H77ZM76 175V176H77ZM75 177V176H74ZM79 176H77V177H75L76 179L75 180H73V182L75 181L76 182V184H79V178H78ZM181 177H183V175H181ZM198 177H200V174H199V176H197V179H198ZM207 176H205L204 177V180L206 181V183H205V181L204 180H202L201 179V177H200V179H198V182L200 183L199 184V186L201 187V185H203L201 188H207V187H209V186H211L212 185V181H211V177L209 176V177H207ZM210 178V179H209ZM78 181V182H77ZM75 182L73 183L74 185L73 186H75L76 184H75ZM203 182V183H202ZM206 184V185H205ZM211 184V185H210ZM209 185V186H208ZM77 186V185H76ZM73 187V193H75L76 194V196L79 198V199H82L83 200V195H84V200L86 201V202H92V201H94V198L96 199V196L94 195V194H91L90 195V193L89 192H86L82 187H81V185L79 184L77 187ZM76 188H78V189H76ZM80 189V190H79ZM82 189H83V191H82ZM75 190H76V192H75ZM79 191H82V192H79ZM79 192V193H78ZM62 193H63V191H60V192H58L57 193V195L59 194H61L62 195ZM81 193V194H80ZM83 193H85V194H83ZM58 195V196H59ZM60 195V196H61ZM87 195H90V197H92V198H90V197H88ZM85 196L86 197H88V199L87 198H85ZM163 196H165L164 197V199L165 200H167L166 198H167V195H163ZM202 198H203V196H202ZM90 200V201H89ZM189 224V223H188ZM188 224H186L184 227H188ZM193 224V225H192ZM194 222L192 221V223H190L189 224V227H191V228H193V227H196L197 226V224L194 226ZM190 225H192V226H190ZM188 227V228H189ZM190 228V229H191ZM34 233H36V231H34ZM116 238H124V237H119V236H117ZM116 238H114V239H116ZM121 240H123V239H121ZM124 244H125V242H124ZM124 244H122V242L120 241V244H119V242H117V244L116 245H114V247L112 246L111 247V249H110V254H109V257L107 256V258H103V260H102V258H90L91 256H88V258H80V261H79V263H77V264H95V262H96V264L98 263V264H101V263H106V264H137V262L139 263V264H149L148 263V261L144 258H138V259H140L139 261H136V260H138L137 258H134L133 260H134V262H133V260L131 259L132 258V255H131V252H132V248H129L130 247V245H131V243H126L125 245ZM127 244H128V246H127ZM115 246H117V247H121L122 248V250H120L119 248H116ZM124 246H125V249H124ZM126 246H127V248H129L128 249V252L130 251V256H131V258L129 259L128 258V256H127V249H126ZM116 250H115V249ZM132 249V250H131ZM114 251H115V254H114ZM121 251H123V253H121ZM118 252H119V254H118ZM126 252V253H125ZM112 254V255H111ZM113 254H114V259H113ZM116 255V256H115ZM120 256V257H117V256ZM125 256V257H124ZM127 256V257H126ZM129 256V257H130ZM116 257H117V260H116ZM108 258H109V260H108ZM120 258V259H119ZM124 258H127V259H124ZM111 259H113V260H116V261H114L113 262V260H112V262H111ZM129 259V260H128ZM203 259V258H202ZM242 259H244V260H242ZM240 258V262H239V264L241 263V264H247V261L245 260L246 258ZM251 260V258H247V260ZM253 260L255 259V260H258L259 258H252ZM94 260V261H93ZM97 260V261H96ZM106 262H105V261ZM201 260V259H200ZM239 260V259H238ZM252 260V261H253ZM85 261V262H84ZM110 261V262H109ZM120 261V262H119ZM124 261V262H123ZM132 261V262H131ZM143 263H142V262ZM242 261V262H241ZM99 262H101V263H99ZM136 262V263H135ZM244 262V263H243ZM103 263V264H104ZM248 263L249 264H253L252 262H249L248 261Z\"/></svg>",
	"mask_w": 264,
	"mask_h": 264
}]
</instances>
